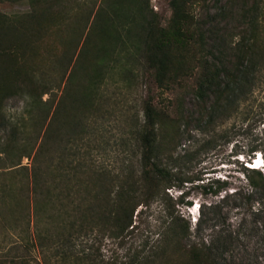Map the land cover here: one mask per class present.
<instances>
[{"label": "trees", "instance_id": "trees-1", "mask_svg": "<svg viewBox=\"0 0 264 264\" xmlns=\"http://www.w3.org/2000/svg\"><path fill=\"white\" fill-rule=\"evenodd\" d=\"M39 3L30 0L25 24L17 17L0 23V59L19 48L23 36L43 28L40 21L45 10H36ZM263 3L216 0L214 11H208L196 32L198 39L207 38L211 54L217 52L205 61L192 92V103L201 109L191 110L185 118L182 114L173 118L146 103L143 120L133 124L135 143L121 170L99 160V138L85 137L100 134V127L71 114L61 116L62 102L69 98L72 105L77 101L89 111H100L103 104L98 95L102 96L100 88L109 73L118 74L116 81L123 80L130 87L138 67L152 72L160 87L176 81L183 61L176 62L182 57L174 56L171 39L179 37L176 27L188 18L179 0H171V38L159 24L145 17L139 0H106L96 11L70 67L71 55L63 49L48 63L7 80L0 91V162H5L0 168L17 169L22 178L15 190L3 183L0 200L6 203V196L19 194L21 218L15 222L20 223L25 236L9 243L0 264L261 262V255L240 246V234L248 228L242 233L246 220L234 226L229 213L241 200L262 204L254 213L262 219L264 238V136L250 149L254 153L251 159L260 154L263 169L244 166L248 172L244 173V186L231 191L226 180H215L217 184L210 192L218 198L199 205L194 223L166 204L162 222L135 248L123 247L122 253L104 257L101 246L108 241L122 247L124 239L139 232L137 222L144 207L148 208L169 186L181 188L188 181V177H182L184 168L214 146L216 125L246 102L264 79ZM236 28L240 30L238 40L229 46L228 35ZM5 39L8 43L4 44ZM57 69L59 80H64V95L55 101V95L50 97V78ZM82 73L84 81L79 83ZM44 94L50 96L43 100ZM9 100L22 102V111L16 117L4 112ZM197 134L205 136L200 143ZM23 157L30 160L28 165H21ZM29 248L40 254L36 263L18 252L25 253Z\"/></svg>", "mask_w": 264, "mask_h": 264}, {"label": "rangeland", "instance_id": "rangeland-1", "mask_svg": "<svg viewBox=\"0 0 264 264\" xmlns=\"http://www.w3.org/2000/svg\"><path fill=\"white\" fill-rule=\"evenodd\" d=\"M105 1L63 0L62 4H57L51 0H40L36 10H45L41 17L42 21H40L43 28L23 36L20 47L13 50L9 57L0 59V73H2L0 91L11 77L30 71L34 69V66L38 67L48 63L51 57L60 55L63 49H68L71 55L70 67L80 50L96 11L104 5ZM179 1L181 10L188 15V18L187 21L176 27L180 33L179 37L171 39L170 49L174 56L182 57V60L176 59V62L183 61L181 68L178 69L180 77L176 81L170 83L169 86L160 87L154 81L152 72L138 67L137 77L134 82H130V87L123 80L116 81L118 74L109 73L105 84L100 88L102 96L98 95V99L103 104L100 111H89L77 101H74V105H72L73 100L69 98H64V102H62L61 116L71 114L95 127H100V134L98 132L97 134H86L85 137L99 138V160L101 159L118 170L123 168L126 156L131 153L130 147L135 143L136 137L133 124L143 120L146 103L152 104L156 109L166 111L173 118L180 114L185 118L191 110L199 111L201 109L192 103V92L196 90V79L202 71L205 61L213 59L217 52L214 51L211 54L210 46L206 42L207 38L206 40L198 39L196 32L198 24L207 18L208 11H214L216 0ZM139 2L145 17L153 24H159L165 30V34L170 37L172 32L171 0H139ZM29 4L30 0H0V23L5 24L13 17H17L23 22L22 24H25V15L30 11ZM261 8V13L264 15V3ZM51 12L53 14H50ZM51 22L54 23L51 24ZM239 31L236 28L230 32L227 38L229 46L238 40ZM6 41L5 39L4 44L8 43ZM67 41H71V44L67 45ZM88 60H90L89 55ZM83 73L80 74L79 83L84 81ZM60 74L58 69L55 72L52 71L50 84L53 89L50 91L53 94L51 96L44 94L43 100L55 95L56 101L64 95V80L63 82L59 80ZM80 87L79 84L78 96ZM21 111L22 102L20 100H9L4 108V112L11 117H16ZM171 127L172 125L169 126V129ZM101 134L103 135L100 136ZM169 134L171 135L172 131ZM197 136L198 143L205 137L202 134H197ZM213 136L216 140L214 146L203 152L188 168H184L185 173L182 177H188V181L183 182L181 188L169 186L148 208L144 207V213L137 222L140 228L139 232L124 239L122 247H119L117 242L104 241L101 246V253L104 257L112 253H122L124 248L133 249L144 238H148L151 230L155 229V225L162 222L163 209L166 204L170 208L173 206L185 218L194 223L198 218L199 205H208L218 198L210 192L217 184L215 180H226L229 191L244 186L246 181L244 173H248L244 169L245 162L251 161L254 156L250 149L264 136V79L254 87L246 102L216 125ZM189 142L184 144L187 145ZM29 161L27 157H23L21 165H28ZM3 164L5 162H0V167H3ZM260 164L257 162L256 166L263 169ZM21 178L17 169L0 168V187L3 183H7L8 188L12 187L15 190L16 185L19 186ZM261 199V203H264V198ZM5 200L6 203L0 200V206L4 209L3 212H0V259L5 258L3 253L8 250L9 243L16 238L18 240L20 235H24L21 232L20 223L15 222L21 218L19 211L22 204L19 194H13L11 198L6 196ZM238 203L237 207L230 210L229 220L234 226L246 220V223L241 227L242 233H246L240 234V246L261 255L263 259L258 264H264V238L261 237L262 219L254 213L262 208V204L255 201L249 203L246 200H241ZM247 226V231H245ZM249 227L254 228L251 230ZM206 233H210V230L207 229ZM27 250L25 253L22 250L18 252L31 259L32 263H36V260L40 259L38 251L33 248Z\"/></svg>", "mask_w": 264, "mask_h": 264}, {"label": "clouds", "instance_id": "clouds-1", "mask_svg": "<svg viewBox=\"0 0 264 264\" xmlns=\"http://www.w3.org/2000/svg\"><path fill=\"white\" fill-rule=\"evenodd\" d=\"M255 156H256V158L251 159V161H249V162H252L253 164H255V166H256V163H257V162H260L261 165H262V160H261V158H260V154H259V153H256ZM249 162H248V163H249ZM249 168H250V167H249Z\"/></svg>", "mask_w": 264, "mask_h": 264}, {"label": "bare ground", "instance_id": "bare-ground-1", "mask_svg": "<svg viewBox=\"0 0 264 264\" xmlns=\"http://www.w3.org/2000/svg\"><path fill=\"white\" fill-rule=\"evenodd\" d=\"M255 158H256V156H255ZM260 158H261V156H260ZM249 163H252V162H249ZM261 165V164H260ZM252 168H259L258 166H254V167H252Z\"/></svg>", "mask_w": 264, "mask_h": 264}]
</instances>
